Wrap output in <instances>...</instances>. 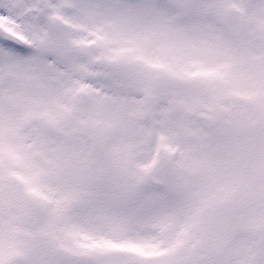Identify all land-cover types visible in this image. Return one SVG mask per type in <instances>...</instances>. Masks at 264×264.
<instances>
[{
  "label": "snow or ice",
  "instance_id": "6c2138e0",
  "mask_svg": "<svg viewBox=\"0 0 264 264\" xmlns=\"http://www.w3.org/2000/svg\"><path fill=\"white\" fill-rule=\"evenodd\" d=\"M0 264H264V0H0Z\"/></svg>",
  "mask_w": 264,
  "mask_h": 264
}]
</instances>
